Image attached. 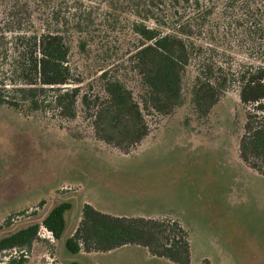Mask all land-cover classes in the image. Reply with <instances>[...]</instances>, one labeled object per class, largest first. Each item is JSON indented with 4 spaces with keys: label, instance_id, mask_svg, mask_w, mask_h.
I'll list each match as a JSON object with an SVG mask.
<instances>
[{
    "label": "rangeland",
    "instance_id": "rangeland-1",
    "mask_svg": "<svg viewBox=\"0 0 264 264\" xmlns=\"http://www.w3.org/2000/svg\"><path fill=\"white\" fill-rule=\"evenodd\" d=\"M40 4L46 14L54 8L53 16L57 14L61 21L68 20V10L87 9L93 22L80 27L69 22L64 27L70 34L72 83L80 82L73 118L59 113L52 93L33 112L0 105V238L40 223L60 202L71 207L66 213V234L72 233L84 202L114 211L122 208L120 194H127L124 201L132 204L123 213L138 211L149 215L144 219L180 225L191 246L188 264H264V176L238 154L246 116L251 122L264 118V102L258 110L256 104H241L236 83L243 71L254 74L264 66V58L262 62L247 59L233 43L222 59L234 80L232 87L209 114L203 117L194 111L189 90L183 87L181 105L162 116L145 107L144 90L126 61L138 38L129 28L132 18L120 12L117 0ZM98 16L103 19L98 21ZM9 36L2 41L8 55L18 42L10 43ZM9 62L0 59L3 97H10L11 84L16 82ZM101 70H110L108 78L122 81L141 109L149 134L139 144L118 148L96 135L95 104L105 97L98 79ZM82 95L88 99L86 106L80 101ZM126 246L111 253L71 256L40 226L30 247L0 253V264H142L146 260L147 255L140 259L143 247Z\"/></svg>",
    "mask_w": 264,
    "mask_h": 264
},
{
    "label": "trees",
    "instance_id": "trees-1",
    "mask_svg": "<svg viewBox=\"0 0 264 264\" xmlns=\"http://www.w3.org/2000/svg\"><path fill=\"white\" fill-rule=\"evenodd\" d=\"M42 1L0 0V59L10 61L9 73L16 78L10 97L0 95V105L33 112L46 104L48 94L52 93V102L59 113L71 119L80 82L72 83L68 66L70 34L64 27L69 22L80 27L93 20L89 19L87 9L73 8L67 12L68 20L61 21L57 14L53 16L54 8L46 14ZM117 2L120 12L132 18L129 28L138 38L126 61L132 65L131 71L136 73L144 90L145 107L156 114L167 116L179 107L186 87L194 111L207 116L232 87L234 80L222 59L233 43L244 50L247 59L262 62L264 58V0ZM8 34L10 43L18 40L16 46L12 43L14 51L10 55L2 48ZM79 47L83 49L84 44ZM108 72L101 70L98 76L105 97L95 104V132L107 144L129 148L146 138L149 128L131 90L118 78H108ZM236 83L240 103L256 104L257 110L261 109L264 66H258L254 74L243 71ZM71 84L74 87L69 88ZM80 101L86 106L88 99L82 95ZM250 119L246 116L238 154L244 164L264 176V118L255 122ZM70 208L67 202L57 203L40 223L2 236L0 253L30 247L42 226L61 243L63 252L71 256L137 245L173 264L190 261L189 244L177 222L114 217L84 203L79 208L78 223L72 233L66 234V213Z\"/></svg>",
    "mask_w": 264,
    "mask_h": 264
},
{
    "label": "crops",
    "instance_id": "crops-1",
    "mask_svg": "<svg viewBox=\"0 0 264 264\" xmlns=\"http://www.w3.org/2000/svg\"><path fill=\"white\" fill-rule=\"evenodd\" d=\"M110 196H111V194L110 193H108ZM108 194H106V195H108ZM122 197L124 196V199H127V198H125L126 197V195L127 194H120ZM123 199V198H122ZM124 199L123 200H121L120 202H119V204H122V208H119V209H117V210H114V211H109V210H106V209H104V207H102V206H99V207H94V206H92L94 209H96V210H98L99 212H101V213H104V214H108V215H111V216H114V217H124V218H145V216H149V215H147V214H145V213H141V212H129V213H123L122 212V210H124V209H129L128 207H126L127 205H128V203L129 204H132V202H126V201H124ZM84 203H87V204H91V203H89V202H84ZM83 203V204H84ZM118 204V203H117ZM101 205V204H100ZM179 219V218H178ZM78 221H79V215H78ZM123 247H127V246H123ZM119 248H121L122 249V247H119ZM119 248H117V249H114V250H112V251H109V252H106V253H111V252H115V251H118V250H120ZM123 249H126V248H123ZM133 249H135V248H133ZM145 250H144V252L143 251H141V250H139V251H141V257H140V259H143L144 260V256L145 255H147L146 256V260L145 261H142V260H140V262L142 261V264H146V263H149V262H151L152 260H155V261H157V262H159L160 264H173V263H171V262H169L168 260H166V259H163V258H157V257H154V256H151L148 252H146L147 251V249L146 248H144ZM137 250V249H136ZM97 253H100V252H97ZM82 254V253H81ZM88 255L89 254H92V253H87ZM96 253H94L93 255H95ZM100 254H103V253H100ZM105 254V253H104ZM190 260H192L191 259V246H190ZM141 264V263H140Z\"/></svg>",
    "mask_w": 264,
    "mask_h": 264
}]
</instances>
